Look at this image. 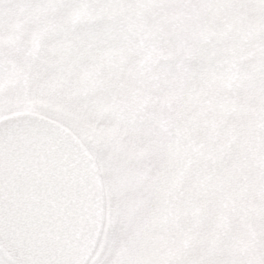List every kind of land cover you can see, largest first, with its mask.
<instances>
[{"label": "snow or ice", "instance_id": "snow-or-ice-1", "mask_svg": "<svg viewBox=\"0 0 264 264\" xmlns=\"http://www.w3.org/2000/svg\"><path fill=\"white\" fill-rule=\"evenodd\" d=\"M0 264H264V0H0Z\"/></svg>", "mask_w": 264, "mask_h": 264}]
</instances>
